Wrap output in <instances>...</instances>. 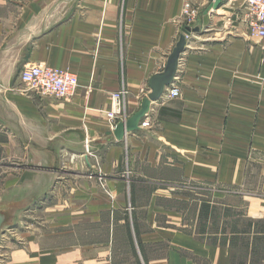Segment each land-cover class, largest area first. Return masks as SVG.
Returning a JSON list of instances; mask_svg holds the SVG:
<instances>
[{"label":"crops","instance_id":"obj_1","mask_svg":"<svg viewBox=\"0 0 264 264\" xmlns=\"http://www.w3.org/2000/svg\"><path fill=\"white\" fill-rule=\"evenodd\" d=\"M221 1L0 0V142L24 155L7 264H264V38ZM187 26L180 97L118 139L111 94L137 112ZM33 64L73 72L75 96L24 85Z\"/></svg>","mask_w":264,"mask_h":264},{"label":"built area","instance_id":"obj_2","mask_svg":"<svg viewBox=\"0 0 264 264\" xmlns=\"http://www.w3.org/2000/svg\"><path fill=\"white\" fill-rule=\"evenodd\" d=\"M246 8V22L252 36L264 38V0H244ZM184 16L189 24H193L198 9L190 3H186L183 8ZM190 17V18H189ZM21 80L28 88L38 91L42 95H52L58 99L64 100L75 96L79 85V78L68 69H60L50 65L33 64L28 65L21 71ZM173 85V84H171ZM169 85L165 93L169 98L180 97L181 91L176 86ZM127 89L114 91L111 94L108 109L105 111L106 117L112 123L124 120L127 115ZM141 128H150L151 121L148 114L141 120Z\"/></svg>","mask_w":264,"mask_h":264},{"label":"water","instance_id":"obj_3","mask_svg":"<svg viewBox=\"0 0 264 264\" xmlns=\"http://www.w3.org/2000/svg\"><path fill=\"white\" fill-rule=\"evenodd\" d=\"M214 3L215 8H217L221 0H215ZM199 28H191L189 26L183 29V33L181 34L178 42L176 43V47L169 54L167 58V64L163 71L155 73L152 75V78L149 81L150 94L143 99L140 109L137 112L132 114L130 117L125 118L124 120L118 121L114 128V135L120 140L124 139L126 133L135 132L139 130L141 125V120L150 112L153 102H156L162 98L165 93V89L171 85L176 78V74L180 64V58L182 53L186 50L187 44V35H191L195 31H198ZM8 216L5 211L2 209L0 205V236L3 233L2 227L7 222Z\"/></svg>","mask_w":264,"mask_h":264},{"label":"rangeland","instance_id":"obj_4","mask_svg":"<svg viewBox=\"0 0 264 264\" xmlns=\"http://www.w3.org/2000/svg\"><path fill=\"white\" fill-rule=\"evenodd\" d=\"M24 85L26 84L24 83ZM9 144L10 143L7 144L6 141L0 142V205L2 206V209L4 208L3 206L7 204L6 202L10 199L13 200L12 205H16V208L19 207L17 204L20 201L17 191L18 189H10L8 182L15 179L18 174L21 173V169H18V164H20L21 160L24 159V155L22 154L21 149L19 152L16 151L15 144L13 147H10ZM25 150L26 149L23 151ZM92 174L94 173H91V175ZM13 211L14 210L12 209L8 210L10 217L8 216L7 222L2 227L4 230L0 236V264H7L8 250L10 249L11 242L13 239L17 242L22 229L20 228V222H18L17 225L11 223V220L14 217ZM19 241H21L20 238Z\"/></svg>","mask_w":264,"mask_h":264}]
</instances>
